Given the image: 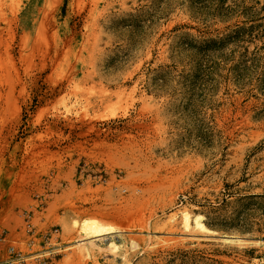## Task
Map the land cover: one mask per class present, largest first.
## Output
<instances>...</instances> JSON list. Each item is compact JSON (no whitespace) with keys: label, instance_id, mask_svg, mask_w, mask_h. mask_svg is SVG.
I'll return each mask as SVG.
<instances>
[{"label":"rangeland","instance_id":"374dc122","mask_svg":"<svg viewBox=\"0 0 264 264\" xmlns=\"http://www.w3.org/2000/svg\"><path fill=\"white\" fill-rule=\"evenodd\" d=\"M0 36V261L264 264V0H0ZM86 218L130 232L82 256Z\"/></svg>","mask_w":264,"mask_h":264},{"label":"bare ground","instance_id":"6f19581e","mask_svg":"<svg viewBox=\"0 0 264 264\" xmlns=\"http://www.w3.org/2000/svg\"><path fill=\"white\" fill-rule=\"evenodd\" d=\"M12 14H14V11ZM9 20H10V18H9ZM9 20H8V22H10ZM1 36H0V46H1V44L4 43V42H2L4 40H2ZM6 43H8V40ZM10 46H12V45H10ZM11 50H12V48H11ZM7 53H8V51H7ZM0 55H1V53H0ZM203 219L204 218L202 215L193 216L190 212L183 211L181 214V225H182L184 233L189 235L190 232L192 231V229H194V230H197L198 232H200L202 235H204V237L211 239L213 236V233H215V232L209 230L203 224ZM72 227H73V231L77 230V233H78V235H77L78 239L74 241V245H76V247H78L80 254L82 256L85 255L86 257L87 256L92 257V255L95 254L97 251L98 252L101 250L104 251L105 248H103L101 244L104 243V240L107 236L114 237V235L116 236V234H118V236H119V235H122V233L129 234V232H130V231L128 232L126 230H124V231L117 230L118 229L117 226L115 227V226H112L110 224L105 225L100 220L92 219V218H86L84 220H81L80 222H78L76 220L72 223ZM222 241H224L225 243L243 242L240 239H233L230 237H227V238L224 237V238H222ZM122 244H124V243H122ZM123 246L125 247V245H123ZM139 247H140V244L137 241H135V240L131 241V249L135 250ZM121 248H122V245H118L114 238H111V240L108 242V245H106V249L111 251L114 255L118 254L119 250L121 251Z\"/></svg>","mask_w":264,"mask_h":264},{"label":"built area","instance_id":"2783aa9c","mask_svg":"<svg viewBox=\"0 0 264 264\" xmlns=\"http://www.w3.org/2000/svg\"><path fill=\"white\" fill-rule=\"evenodd\" d=\"M8 254L9 255L7 258L0 261V264H20L21 263L22 257L20 255V253L16 252V248L11 247L9 249ZM18 262H20V263H18Z\"/></svg>","mask_w":264,"mask_h":264}]
</instances>
